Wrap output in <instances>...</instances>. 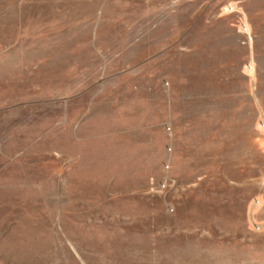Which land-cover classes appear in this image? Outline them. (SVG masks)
Returning a JSON list of instances; mask_svg holds the SVG:
<instances>
[{
	"label": "rangeland",
	"instance_id": "1",
	"mask_svg": "<svg viewBox=\"0 0 264 264\" xmlns=\"http://www.w3.org/2000/svg\"><path fill=\"white\" fill-rule=\"evenodd\" d=\"M0 264H264V0H0Z\"/></svg>",
	"mask_w": 264,
	"mask_h": 264
},
{
	"label": "built area",
	"instance_id": "2",
	"mask_svg": "<svg viewBox=\"0 0 264 264\" xmlns=\"http://www.w3.org/2000/svg\"><path fill=\"white\" fill-rule=\"evenodd\" d=\"M225 10L228 11V12H231V11L234 10V8H233L232 6L227 5V6L225 7Z\"/></svg>",
	"mask_w": 264,
	"mask_h": 264
},
{
	"label": "crops",
	"instance_id": "3",
	"mask_svg": "<svg viewBox=\"0 0 264 264\" xmlns=\"http://www.w3.org/2000/svg\"><path fill=\"white\" fill-rule=\"evenodd\" d=\"M174 3L178 2V0H173ZM173 11H176V10H173Z\"/></svg>",
	"mask_w": 264,
	"mask_h": 264
}]
</instances>
